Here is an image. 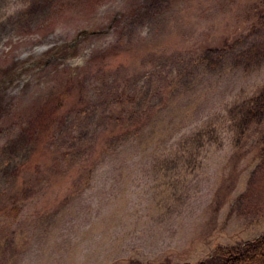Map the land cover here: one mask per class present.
Segmentation results:
<instances>
[{"label":"rangeland","instance_id":"rangeland-1","mask_svg":"<svg viewBox=\"0 0 264 264\" xmlns=\"http://www.w3.org/2000/svg\"><path fill=\"white\" fill-rule=\"evenodd\" d=\"M264 0H0V264H200L264 235Z\"/></svg>","mask_w":264,"mask_h":264},{"label":"trees","instance_id":"trees-1","mask_svg":"<svg viewBox=\"0 0 264 264\" xmlns=\"http://www.w3.org/2000/svg\"><path fill=\"white\" fill-rule=\"evenodd\" d=\"M264 107V97H263ZM200 264H264V235L240 246L219 247L214 255Z\"/></svg>","mask_w":264,"mask_h":264}]
</instances>
